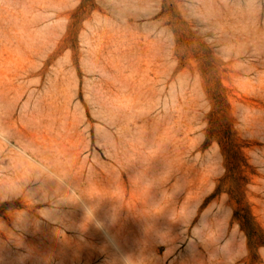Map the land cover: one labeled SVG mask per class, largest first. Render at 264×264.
<instances>
[{
  "label": "rangeland",
  "instance_id": "1",
  "mask_svg": "<svg viewBox=\"0 0 264 264\" xmlns=\"http://www.w3.org/2000/svg\"><path fill=\"white\" fill-rule=\"evenodd\" d=\"M0 264H264V0H0Z\"/></svg>",
  "mask_w": 264,
  "mask_h": 264
}]
</instances>
